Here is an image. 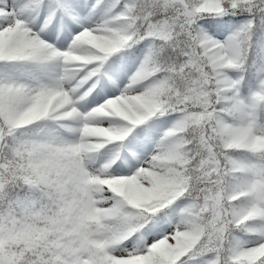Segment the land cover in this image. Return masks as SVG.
I'll use <instances>...</instances> for the list:
<instances>
[{
	"label": "snow or ice",
	"instance_id": "snow-or-ice-1",
	"mask_svg": "<svg viewBox=\"0 0 264 264\" xmlns=\"http://www.w3.org/2000/svg\"><path fill=\"white\" fill-rule=\"evenodd\" d=\"M0 264H264V0H0Z\"/></svg>",
	"mask_w": 264,
	"mask_h": 264
}]
</instances>
